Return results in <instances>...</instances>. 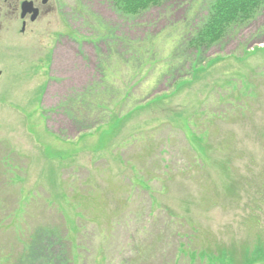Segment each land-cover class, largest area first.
Instances as JSON below:
<instances>
[{"label": "rangeland", "instance_id": "obj_1", "mask_svg": "<svg viewBox=\"0 0 264 264\" xmlns=\"http://www.w3.org/2000/svg\"><path fill=\"white\" fill-rule=\"evenodd\" d=\"M56 1L0 52V264H264V6Z\"/></svg>", "mask_w": 264, "mask_h": 264}, {"label": "flooded vegetation", "instance_id": "obj_2", "mask_svg": "<svg viewBox=\"0 0 264 264\" xmlns=\"http://www.w3.org/2000/svg\"><path fill=\"white\" fill-rule=\"evenodd\" d=\"M54 13H57L56 0H0V52H7L18 46L11 42L12 37V41H19L18 37L25 38V44L26 38L41 36V33L38 35L36 24L45 19V30H49L50 43L55 49L58 39L53 40V30L48 28L50 22L47 18Z\"/></svg>", "mask_w": 264, "mask_h": 264}, {"label": "trees", "instance_id": "obj_3", "mask_svg": "<svg viewBox=\"0 0 264 264\" xmlns=\"http://www.w3.org/2000/svg\"><path fill=\"white\" fill-rule=\"evenodd\" d=\"M115 5L125 12H136L157 6L165 0H114ZM264 6V0H214L203 28L199 43L216 40L226 33L235 22L249 21Z\"/></svg>", "mask_w": 264, "mask_h": 264}]
</instances>
